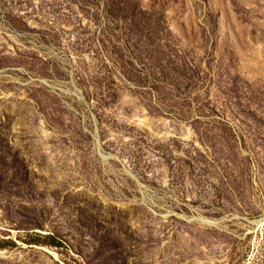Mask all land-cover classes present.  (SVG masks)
Masks as SVG:
<instances>
[{
	"label": "rangeland",
	"instance_id": "rangeland-1",
	"mask_svg": "<svg viewBox=\"0 0 264 264\" xmlns=\"http://www.w3.org/2000/svg\"><path fill=\"white\" fill-rule=\"evenodd\" d=\"M0 264H264V0H0Z\"/></svg>",
	"mask_w": 264,
	"mask_h": 264
}]
</instances>
